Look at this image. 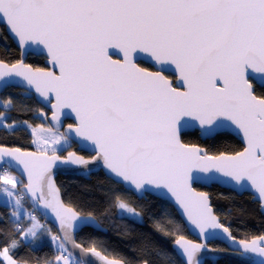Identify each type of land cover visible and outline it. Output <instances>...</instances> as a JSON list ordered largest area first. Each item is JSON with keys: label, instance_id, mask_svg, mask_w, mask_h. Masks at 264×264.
<instances>
[{"label": "snow or ice", "instance_id": "6c2138e0", "mask_svg": "<svg viewBox=\"0 0 264 264\" xmlns=\"http://www.w3.org/2000/svg\"><path fill=\"white\" fill-rule=\"evenodd\" d=\"M0 25L21 48H42L51 65L48 70L22 60L10 66L0 62V88L22 78L48 103L54 94L53 120L59 122L61 111L70 109L76 121L67 135L53 133L39 141L36 152L0 147V169L6 165L19 173L0 171V194L8 198L17 233L39 238L48 231L27 211L22 192L34 211L59 221L62 236L51 237L60 253L56 264H86V258L100 264H152L147 258L152 253L165 259L167 251L148 241L139 246L138 260L117 253L110 257L98 239L76 241L74 233L84 225L102 229L92 212L81 215L78 206L65 204L52 169L58 162L99 161L125 192L151 190L174 199L205 238L204 243L183 235L175 240L185 264H202L197 253L210 251L207 241L221 229L237 245L235 251L256 253L261 259L254 264H264V234L237 240L214 214L208 194L193 187L198 179H230L254 190L264 209V0H0ZM109 49H119L122 58L113 59ZM141 53L159 70L139 66ZM167 66L179 73L184 90L163 74ZM185 117L207 135L227 122L242 133L246 147L232 155H210L184 143ZM73 134L90 142L94 155H58ZM113 207L120 219L141 218L124 195L114 193L105 212ZM9 243L16 247L14 239L6 241L0 264H27L10 254Z\"/></svg>", "mask_w": 264, "mask_h": 264}, {"label": "trees", "instance_id": "16d2710c", "mask_svg": "<svg viewBox=\"0 0 264 264\" xmlns=\"http://www.w3.org/2000/svg\"><path fill=\"white\" fill-rule=\"evenodd\" d=\"M22 60L20 50L14 45L6 33L5 27L0 25V62L14 64ZM26 63L33 68H45V58L43 56L29 55ZM141 67L153 70L144 63ZM168 78L175 80L172 75ZM261 89H257L259 92ZM0 100L8 104V126L21 123H28L32 126L45 125L41 113L49 112L42 107L34 95L17 88H9L0 95ZM48 117V116H47ZM67 124H70L69 122ZM182 141L190 145H196L206 149L210 155L235 154L243 151V144L239 139L230 133H220L212 139L202 140L198 131L189 132L182 136ZM0 146L19 147L24 151H35L33 137L24 127L15 129H0ZM73 144L71 148L60 153L61 156L69 151H76L78 154L90 158L85 152H79ZM2 184V181H0ZM58 187L61 189L63 200L68 206H78L81 215L92 212L101 226L106 229V233L96 231L92 228L83 229L77 236V242H87L89 239H98L103 242L107 254L111 257L113 253L121 254L129 259L138 260L142 253L138 251L143 241H148L166 250L168 255L165 259H160L152 253L147 258L152 264H184L175 254L172 246L180 235L191 238L189 232L177 214L176 210L166 201L156 197L146 195L138 198L131 192H125L123 186L109 179L103 172L93 174L89 179L76 175H61L57 178ZM196 189L208 193L211 196L212 206L222 224L228 227L233 236L238 239H248L264 234V216L260 212L259 204L252 202V196L236 193L222 189L213 185L210 188L196 186ZM126 196L137 211L141 213V220L133 222L130 219H120L117 209L111 208L107 212L109 198L113 194ZM22 202L28 212H35L28 200L23 196ZM11 208L3 205L0 201V249L5 246L6 241L12 239L16 242L14 250L10 247V254L18 261L27 264H44L45 261L55 263V257L60 254L52 236H58L56 229L40 217V222L48 231L42 233L39 238H32L27 241L15 231V224L10 217ZM25 223L27 220L25 219ZM167 233V234H165ZM85 246H89L85 243ZM210 247L223 252L228 251L226 247L218 242L209 244ZM102 252L104 249H100ZM206 264H242L231 258H223L216 263L207 261Z\"/></svg>", "mask_w": 264, "mask_h": 264}, {"label": "water", "instance_id": "95a60500", "mask_svg": "<svg viewBox=\"0 0 264 264\" xmlns=\"http://www.w3.org/2000/svg\"><path fill=\"white\" fill-rule=\"evenodd\" d=\"M3 26V25H1ZM7 35L9 36V38L12 40V42L14 43V45L20 50L21 54H22V61L26 63V59L29 55H34V56H43L45 58V66L47 67L46 69L51 70V65L49 63V59L45 53V51L42 48H29L27 50L21 48L18 43L17 40L13 37V35L7 31V29L5 28ZM109 54L112 56L113 59H121L123 56V53L119 52V49H109ZM138 59V64L140 62L145 63L150 65L153 70L150 71H157L159 70V66L150 58L148 57V55L146 53H141L140 55H138L137 57ZM5 63V62H3ZM8 64V63H7ZM10 66V64H9ZM0 71H3V69H0ZM163 74L167 77V75H172L175 80H172L170 78H168L171 82L173 87H177L180 88L181 90H184L181 87V82H179V73L175 71L174 66H167L163 72ZM9 88H17L20 90H23L29 94L34 95L35 99L37 100V102L44 107L45 109H47L49 111V115L47 118L48 124L51 126L52 129L56 130V131H62L63 134L67 135L68 134V125L66 124L67 121H71L73 125H75L76 121H75V114L71 113L70 109H63L60 113V120L59 122L55 121L52 119V115L53 112L55 111L52 108V104H54L56 101L54 99V94L52 96V100L51 103H48L44 98L40 97L39 94L35 93L34 89L31 88L30 86H28L26 84V81H23L22 78H16L12 83L11 86L5 87V88H0V95L3 94L7 89ZM185 120H188L189 123L187 126L184 127L183 132H182V136L186 133L189 132H194V131H198L200 134V137L202 138V140H207V139H212L215 136H217L220 133H230L232 134L234 137H236L237 139H239L241 141V143L243 144V147H246V142L243 138V135L241 132H239L238 129L235 128V126L230 125L226 122L225 126H222L220 128L217 129V131L213 134L207 135V134H202L201 130L198 126V122H193L191 120V118L185 117ZM70 141L76 145V149L79 152H85L87 154H89L90 156L94 155V153L91 151L90 148V142L88 143H84L80 140H78L77 138H75L74 134L72 139H70ZM0 147H5V146H0ZM199 147V146H198ZM201 148V147H200ZM204 151H206V149L201 148ZM22 150V149H21ZM24 151V150H22ZM27 152H36V151H27ZM75 152L77 155L78 154L76 151ZM61 155V154H58ZM67 155L63 156L66 157ZM3 159H8V158H3ZM85 159H89L86 158ZM4 168L8 169L7 166L5 165ZM91 169V173L89 174V172H87V169ZM9 171H11L12 173L16 174L17 176H19V173L15 170L12 169H8ZM53 175H54V179L56 182V185L58 187L57 184V178L61 175H76L85 179H89L91 175L93 174H97L99 172H103L105 175L106 171L102 166V163L99 161H93L91 164L89 165H71V164H61L58 162V164L56 166L53 167L52 169ZM108 176V175H107ZM216 185L219 186L222 189H226L229 191H232L234 193H236L239 196H242L244 194H249L252 196V202L254 203H258L259 204V208H260V212L261 214L264 216V209L261 208L260 206V201L258 198V194L254 192V190L248 189V188H239L237 187L230 179L229 180H225V179H218V180H205V179H198L194 184L193 187L196 189V186H201L204 188H210L211 186ZM196 191L198 192H203V191H199L196 189ZM22 193V192H21ZM134 193V192H132ZM206 193V192H205ZM62 194V192H61ZM138 198H143V196L145 194L156 197L160 200L166 201L168 202L177 212V214L179 215L180 219L183 221V223L185 224L190 236L192 238L195 239L191 240L188 238H185L186 241H191L192 243H204L205 242V238L203 235H201L199 233V229L195 228V226L190 225V222H187L186 217L184 215L181 214V210L175 205L174 199H169V197L167 195L165 196H161L159 195V193L155 192V191H151L149 190L148 192L143 193L142 195H138L137 193H134ZM208 194V193H207ZM23 195V193H22ZM24 196V195H23ZM209 196V203L212 207V210L215 213V210L212 206V201H211V196L208 194ZM31 208V199L30 196H24ZM63 199V196H62ZM68 206V205H67ZM33 209V208H32ZM50 211V210H49ZM37 212L47 223H49L50 225H52L56 231L58 236H62V231L59 228V221H56L54 219V214H51L47 217L42 216L40 212ZM217 216V215H216ZM218 217V216H217ZM219 221L221 222L220 218L218 217ZM97 223L99 224L100 229H102V231L97 230L96 228L92 227V226H88V225H84L82 226L80 229H77L75 231V238L77 241V236L78 234L85 228H92L96 231L99 232H103L106 233V229H104L101 224L98 222V220L96 219ZM222 223V222H221ZM231 232V231H230ZM218 235L215 238H210L207 243H208V247L210 248V251H204L203 253H197L198 258H200L202 260V264H206L207 261H211L216 263L217 261L223 259V258H231L233 260H236L242 264H254V262L256 260L261 259L258 254L256 253H249L247 255L242 256L241 253L239 251H235L234 249L236 248V244H234L232 241H230L229 239H227V234H224L221 230H217ZM232 233V232H231ZM233 235V234H232ZM240 240V239H237ZM251 241V240H250ZM214 242H219L223 245H225V247L228 249V251H221V250H216L213 249L212 247L209 246V244L214 243ZM175 254L178 256V258L185 264V260L186 258L181 254V250L178 248V246L175 245V243L172 246ZM74 251L77 253V255H79L80 250L79 249H74ZM242 251V249H241ZM86 264H100V262L97 259H90V258H86Z\"/></svg>", "mask_w": 264, "mask_h": 264}, {"label": "rangeland", "instance_id": "374dc122", "mask_svg": "<svg viewBox=\"0 0 264 264\" xmlns=\"http://www.w3.org/2000/svg\"><path fill=\"white\" fill-rule=\"evenodd\" d=\"M10 106L6 103H4L2 100H0V117H3V118H6V119H2L0 120V129L1 128H9V129H15V128H18V127H24L26 128L32 135L33 137V145H34V148H35V151H38L39 149V141L43 140V139H46V138H51V136L53 135V133H56V134H60V133H63L62 131H56L54 129L51 128V126L48 124V121H47V115L45 112L41 113V117L45 123V125H39V126H32L28 123H21V124H18V125H14V126H8L7 124V119H8V108ZM34 141H37V143H34ZM63 143V141H62ZM73 145V143L69 140L67 144L64 145V150L63 151H58L57 154H60L62 152H64L65 150H68L69 148H71ZM58 148L60 147L59 145L57 146ZM69 152H73L72 150L69 151ZM68 153V152H67ZM67 153L65 155H67ZM51 154V153H49ZM8 175H11V176H17L16 174L12 173L11 171L7 172ZM6 187H11L10 185H7ZM21 187V186H18V188ZM20 196L23 197L22 193L20 192L19 193ZM0 198L2 200V203L3 204H6L8 206H11L9 203H8V198L4 195V194H0ZM39 221V219H37ZM137 221H140L141 218L139 219H136ZM39 223L41 225H43L40 221ZM25 239L27 241L31 240L32 238H29V237H25ZM54 246L56 247L55 243H54ZM57 250V249H56ZM59 255V254H58ZM56 264V261L55 263Z\"/></svg>", "mask_w": 264, "mask_h": 264}, {"label": "flooded vegetation", "instance_id": "af4514ba", "mask_svg": "<svg viewBox=\"0 0 264 264\" xmlns=\"http://www.w3.org/2000/svg\"><path fill=\"white\" fill-rule=\"evenodd\" d=\"M140 63H142V62H140ZM140 63H139V66H140ZM144 64H145V63H144ZM46 68H47V67H46ZM46 110H47V109H46ZM47 111H48V110H47ZM48 112H49V111H48ZM68 122H69L70 124H72L71 121H67L66 124H67ZM67 125H69V124H67ZM131 193H132V192H131ZM132 194H134V193H132ZM134 195H135V194H134ZM146 195H147V194H145L144 196H146ZM144 196H143V197H144ZM189 235H190V234H189ZM190 237H191V236H190ZM184 238H188V237H184ZM188 239H191V240H194V241H195V239L192 238V237H191V238H188ZM237 239H238V238H237ZM214 243H215V242H214ZM218 243H219V242H218ZM224 246H225V245H224ZM226 249H227V248H226Z\"/></svg>", "mask_w": 264, "mask_h": 264}, {"label": "built area", "instance_id": "2783aa9c", "mask_svg": "<svg viewBox=\"0 0 264 264\" xmlns=\"http://www.w3.org/2000/svg\"><path fill=\"white\" fill-rule=\"evenodd\" d=\"M6 168H4V169H0V171H4ZM7 170V169H6ZM7 172H8V170H7ZM33 214L36 216V218L37 219H39L40 220V216H39V214L38 213H36V212H33Z\"/></svg>", "mask_w": 264, "mask_h": 264}, {"label": "crops", "instance_id": "0c3cea01", "mask_svg": "<svg viewBox=\"0 0 264 264\" xmlns=\"http://www.w3.org/2000/svg\"><path fill=\"white\" fill-rule=\"evenodd\" d=\"M8 200V199H7ZM0 201H1V203H2V200H1V198H0ZM3 204V203H2ZM3 205H5V206H7V207H9V208H11V206H8V205H6V204H3ZM11 210H12V208H11ZM28 211V210H27Z\"/></svg>", "mask_w": 264, "mask_h": 264}]
</instances>
